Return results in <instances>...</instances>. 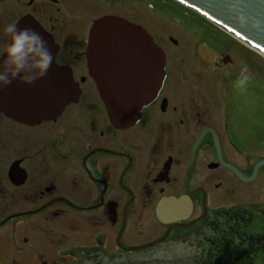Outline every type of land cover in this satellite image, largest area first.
Segmentation results:
<instances>
[{"label":"flooded vegetation","instance_id":"1","mask_svg":"<svg viewBox=\"0 0 264 264\" xmlns=\"http://www.w3.org/2000/svg\"><path fill=\"white\" fill-rule=\"evenodd\" d=\"M101 1L111 10L131 8L130 0ZM8 2L12 11L0 20V56L11 43L6 27L27 16L58 46L46 45L53 57L46 75L32 83L15 79L0 88V243L8 248L17 235L23 243L10 246L8 259L131 262L133 252L178 240L213 221L218 212L211 204L221 194L228 198L247 188L259 194L264 184V59L258 48L207 28L212 44L207 29L198 31V41L214 58L204 67L219 75L218 89L224 92L216 102L198 81L203 69L201 78L182 81L186 77L172 68L169 59L177 55L180 41L169 35L175 44L172 58L157 42L165 58L161 86L133 125L118 127L99 84L112 90L115 76L125 74L147 85L161 71L136 55L128 57L127 68L105 65L109 57L102 56L95 69L89 56L92 15L81 11L86 22L72 31L67 30L72 15L62 0ZM49 4L57 6L56 14L48 15ZM15 7L21 11L17 19ZM108 14L131 22L116 12L100 17ZM184 28L188 34L195 31ZM244 65L251 78L238 89L235 82ZM71 84L79 93L69 101ZM72 238L79 239L71 243Z\"/></svg>","mask_w":264,"mask_h":264},{"label":"rangeland","instance_id":"2","mask_svg":"<svg viewBox=\"0 0 264 264\" xmlns=\"http://www.w3.org/2000/svg\"><path fill=\"white\" fill-rule=\"evenodd\" d=\"M81 1L82 0H62L61 5L64 7V10L72 15L70 18L72 21L69 19L67 23V30L77 31L81 28L80 26L84 25L86 21L82 16L84 13L81 11L92 15L95 19L101 18V15L108 12H116L121 16L123 15L130 17L132 23L142 26L143 29H145L146 32L152 37L154 43L157 45L158 42V45L163 47L171 58L173 55H171L170 52L175 48V44L169 40V35H172L180 41V48L177 50V55H174L175 57L173 56L172 60L169 59L170 65L173 69H177L180 78H183V76L186 77V79L182 81H192L201 78L202 76H200L199 71L200 69H203V79H199L198 81L207 85L208 92L215 98L216 102L220 101V97L224 96V92L221 89H218L219 75H216L212 72L210 73V71H206L204 67L205 63H208L209 65L212 64L214 58H212L213 54L205 49V46L201 45V42L198 41L201 38L198 35V31L202 32V30L208 28L212 32H220L237 41L239 40L241 43L250 48L253 47L243 39L234 36V34L227 31L215 21H212L211 19L207 18V16L178 0L175 1H177L179 4L173 3L172 5L171 0H130L131 8H125L126 11L120 7H116L113 10H111V8H104L106 5L101 0H84L86 5L82 7ZM166 1H168L170 5H166L168 3H166ZM9 4L10 3L8 0H0V17H2L0 20L5 19V17L7 18L6 12L12 11V6ZM49 5L51 7V11L48 12V15L56 14L55 9L57 6L54 4ZM71 7H73V9L68 11L67 9H70ZM15 8V17L17 19L19 16H21V11L19 7ZM95 19L92 23V26L97 20ZM89 25L90 24L87 26ZM184 25L192 28L195 31L192 30L193 33L188 34L184 28ZM208 29V32L204 30L206 34L204 32L201 34H205L208 38H210L212 44H214V38L212 36L213 34ZM67 30L66 32L68 33ZM58 40L60 42L63 41L62 38H58ZM260 53L264 59V53L261 51ZM99 59L101 61L100 56ZM114 59V57L110 59L108 58V60L105 61V65L113 64L112 61ZM110 60L111 63L109 62ZM120 60L123 62V58H120ZM242 62L244 63L245 61L243 60ZM93 68L97 69L98 67L96 68V64H93ZM119 75L120 74L115 76L116 80L118 79L117 77H119ZM208 80L211 81L213 87L208 83ZM189 85L192 86L193 84ZM99 89L101 90L100 86ZM195 96L197 99L202 101V97L200 95ZM218 112L219 111L217 109L213 111V113L216 115L215 120L218 119ZM251 191L252 189L250 188L241 189L239 194H233V196L228 198L224 197L225 194H221L219 199H216L211 205L218 213H221L222 211L229 212L234 208L240 207L243 212L252 214L254 216L251 220V224L247 228L248 231L251 233H264V184L260 188L259 194H252ZM211 222V220L204 221L198 231L193 230L187 235H182V237L178 240L170 239L159 244L158 246L145 249L142 248L140 252H133L134 255L131 256V262L118 261L112 263L104 261L97 263L82 260L83 262L73 261L68 263L62 262L61 264H199L201 248L203 247V243L206 240L205 234H207L208 230H210L208 228L210 227ZM16 238L17 240L14 242V245L10 243L8 248L4 243H0V264H38L34 261H27L24 258L25 256H20L15 263L10 258L8 259L10 246L13 249H16L18 247L20 248V246L23 244L22 241L18 239L19 235H17ZM78 239L79 238H72L71 243L77 242ZM17 253V256L22 254L21 251H18ZM247 264H264V253H260Z\"/></svg>","mask_w":264,"mask_h":264},{"label":"water","instance_id":"3","mask_svg":"<svg viewBox=\"0 0 264 264\" xmlns=\"http://www.w3.org/2000/svg\"><path fill=\"white\" fill-rule=\"evenodd\" d=\"M178 1L197 10L212 21H219L264 50V0ZM217 21L215 22L217 23ZM16 29H30L43 38L45 45L58 47L53 37L30 16L22 18L16 25ZM225 29L229 31L227 28ZM90 33L89 56L94 65L101 63L99 56H107L109 59L115 58L112 61L113 64L116 63L127 68L128 57L136 55L143 58V62L149 59L148 62L153 63L156 69L161 71L159 76L153 77L151 83L147 85H142L139 78L125 74H120L117 77L118 81L116 80L112 90L103 83L99 84L111 121L118 127L133 125L141 116L144 106L153 99L162 84L165 58L142 26L119 16L106 15L97 19ZM234 36L239 38L235 34ZM155 55H158L159 59L154 60ZM120 58H123V62ZM107 60L108 58L105 59V61ZM109 62L111 63V60ZM78 93V88L71 84L67 99L69 101L70 98L76 99Z\"/></svg>","mask_w":264,"mask_h":264},{"label":"trees","instance_id":"4","mask_svg":"<svg viewBox=\"0 0 264 264\" xmlns=\"http://www.w3.org/2000/svg\"><path fill=\"white\" fill-rule=\"evenodd\" d=\"M173 3L179 4L171 0V5ZM229 213H218L210 223L199 264H247L264 253V233H251L247 229L254 216L240 207Z\"/></svg>","mask_w":264,"mask_h":264},{"label":"clouds","instance_id":"5","mask_svg":"<svg viewBox=\"0 0 264 264\" xmlns=\"http://www.w3.org/2000/svg\"><path fill=\"white\" fill-rule=\"evenodd\" d=\"M12 41L3 49L0 56V88L18 79L32 83L47 74L53 57L43 38L30 29L17 30L14 24L6 27ZM251 73L246 65L240 68L235 87L245 89Z\"/></svg>","mask_w":264,"mask_h":264},{"label":"bare ground","instance_id":"6","mask_svg":"<svg viewBox=\"0 0 264 264\" xmlns=\"http://www.w3.org/2000/svg\"><path fill=\"white\" fill-rule=\"evenodd\" d=\"M217 21V20H215ZM217 23H219L220 25H222L223 27L227 28L230 32L234 33L235 35H237L238 37H240L241 39L245 40L246 42L250 43L252 46L258 48L261 52L264 53V50L259 48L258 46H256L255 44L251 43L250 41H248L247 39H245L244 37L240 36L239 34H237L236 32H234L233 30L229 29L228 27H226L225 25H223L222 23H220L219 21H217Z\"/></svg>","mask_w":264,"mask_h":264}]
</instances>
